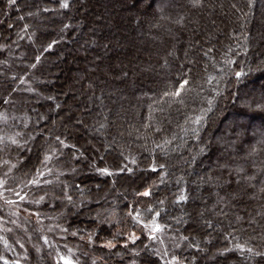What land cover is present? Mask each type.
Listing matches in <instances>:
<instances>
[{
    "label": "trees",
    "instance_id": "obj_1",
    "mask_svg": "<svg viewBox=\"0 0 264 264\" xmlns=\"http://www.w3.org/2000/svg\"><path fill=\"white\" fill-rule=\"evenodd\" d=\"M234 1L246 17L235 22L224 41L231 19L211 0H0V38L9 41L19 29L33 30L30 40L24 35L19 42L24 62L16 65L13 60L11 69L0 78V140L23 132L21 138L14 137L15 142L7 144V153L0 149V180L5 182L0 217L10 219L7 212L17 208L22 225L41 245L40 253L48 264H64L61 257L75 264H115L116 250L125 253L126 264H164L160 254L172 248L184 264H217L219 260L224 264H264V0ZM34 3L45 20L13 16ZM10 7L14 10L6 12ZM96 14L101 16L100 22ZM209 15L220 20L222 30L208 40L211 46L207 47L201 34L207 31ZM44 21L51 28L38 30ZM191 35L198 42L195 48L204 45L206 51L187 47ZM67 45L74 47L71 54L51 62ZM5 51L11 47L0 48V55ZM57 61L65 65L58 71L61 77L48 83L44 75ZM67 81L81 92L77 102L90 104L91 112L85 118L91 121L93 136L105 137L111 147L101 158L106 165L97 161L92 173L68 168L74 144L67 140L68 131L60 127L52 134L55 145L44 146V153L37 149L42 134L33 135L27 144L34 158L28 160L31 151L24 150V139L34 131L37 118L23 119L25 128L19 130L10 118L38 90L61 87ZM184 81L188 83L181 88ZM72 97L73 93H65L61 102L48 99L40 106L53 107L55 115ZM29 104L25 102L26 114ZM49 119V115L43 116L39 125L48 122L49 127ZM126 141L132 146L129 154L121 149ZM22 152L24 157L13 159L11 153L19 156ZM12 165L14 171L5 173ZM3 172L11 174L5 181ZM88 176L104 184L102 187L110 182L101 201L114 202L100 216L101 223L94 231L101 233L105 225L116 226L127 244L134 230L140 239L128 246L117 239L108 249L93 243L92 236L82 245L75 243L67 223L49 228L54 220L51 206L69 209L61 221L75 218L88 206H82L68 191H82ZM119 186L126 187L125 196L114 190ZM145 191L151 194L141 195ZM201 201L209 205L203 225L197 226L192 217ZM178 218L183 219L188 240L175 246ZM151 221L161 226L170 246L154 241L147 226ZM208 224L217 231L210 242L219 246L212 260L200 251L196 237ZM62 231L69 237L64 244L56 240ZM21 233L15 228L10 238L0 227V234H8L0 248H9L1 252L0 264H34L35 247L31 246L29 255L16 254ZM191 234L198 247L191 245ZM54 241L60 245L59 259L53 256ZM202 243L206 244L205 239Z\"/></svg>",
    "mask_w": 264,
    "mask_h": 264
},
{
    "label": "rangeland",
    "instance_id": "obj_2",
    "mask_svg": "<svg viewBox=\"0 0 264 264\" xmlns=\"http://www.w3.org/2000/svg\"><path fill=\"white\" fill-rule=\"evenodd\" d=\"M80 1H82V3H85L84 0H80ZM211 4L217 6L218 8L220 6H222L219 9H221L225 13V16L227 19H231V23H227L228 25L225 28L227 33H225L226 35H225L224 41H228L227 34H230V31L233 28H235L234 25H236L235 22H237V20H239L241 22L246 17L245 12L241 8H238L240 6L235 4L234 0H229V1L211 0ZM30 6L31 7H29V8L27 7V10H25V9L18 10L15 13V15H13V16L14 17H17V16L21 17V15L33 16V17H35V19H37V20L39 19L40 21L46 19L44 16L41 15L42 10L41 9L38 10V4L34 3L33 5H30ZM233 8L235 9L234 11H236V12L232 13L231 10ZM13 10H14V7H10L7 9L6 12H10ZM0 12H1V10H0ZM53 13H55V12H53ZM5 14L7 15V13H5ZM206 14L208 16V13H206ZM210 15L207 19V22H208L207 31L203 32L201 34V40H203V42H206L207 47L211 46V44L208 43V40L211 38H214L213 37L214 34L218 31L222 30V23L220 22V20L216 17L211 18ZM100 17L101 16L96 14L95 19L98 20L97 22H100ZM8 21H9L8 23L10 24V22L13 21V19H10ZM44 22H40V25H42V26L37 27L38 30L42 29V30L46 31L47 29L51 28L48 25L47 21H44ZM78 26H79V23H78ZM1 28H2V25H0V29ZM32 32H33V30L31 28L27 27V28L23 29V31L22 30L20 31V29H19L18 34L16 36H14L13 39H10L9 41L5 40L4 37L0 38L1 50H3V49L7 50V49H9V47H11V51H5L2 55H0V78L2 76H5L6 71L11 69V63H13V60H14L16 65L22 64L19 62L17 63V61L24 62V59L22 58L24 53L22 52L21 47H19V42H20V39H24V37H23L24 35H26V37H28V40H30L29 34H32ZM20 35H22V36H20ZM126 36H128V35H126ZM68 38H71V36L68 35ZM77 38H79V37H77ZM63 40L65 41V40H67V38H63ZM71 40L74 43L76 38H73ZM123 41H124V39L121 40V42H123ZM10 42H11L12 46L9 45ZM26 43L28 44L27 39H26ZM197 43L198 42L195 41V38L192 35L190 38L188 36V41L186 44L187 47H189L191 50L194 48L197 51H202V52L206 51L207 48L204 47V45L203 46L198 45V47L195 48ZM72 47L73 46H71V45H67V47L65 48V52H63V53L57 51V53L55 54V59H53V61L51 59V62L54 63V61L56 59H60V60L62 59L63 60L64 56L68 57L67 55H68V53L71 54V51H72L71 48ZM68 62L71 64H74L75 61L71 60L69 58ZM204 62L205 61H202L201 65H205ZM56 63H55V65L54 64L52 65L50 73L47 75L46 74L44 75L45 76L44 80H46V82H48V83H52L55 79L58 81L59 78L61 77L60 74L58 73V71H59V69L63 68L64 64L58 65L60 63L58 61ZM74 67L76 68V66H74ZM124 71H125V69H123L121 71V73ZM72 77H73V75L71 76V78ZM61 85H62L61 87L54 86V87H51L48 89H42V90H40V92L38 90L36 92V95L32 96L31 98H28V101H24L22 104H20V106L16 109V112H15L16 114L11 113L10 118L14 120L15 124H17L18 130L25 128L24 123H22L23 119L24 120L30 119V117H32V118L34 117L35 119L37 118L36 119L37 122H35L36 126H35L34 131L32 132L31 135H29L28 139H24L26 141V144L24 142L23 147L27 146L24 148V150H26L28 152L31 151V148L30 147L28 148L29 144H27V143H28V141H30L33 138L34 134H36V135L42 134L39 136L40 139H38L39 143L37 145V147H38L37 149L39 150V152H40V150L41 151L43 150V153H44V146H47L48 144L49 145L50 144L55 145V143H53V141H52V134H55L56 133L55 131L59 127L67 130L68 131V133L66 134L67 140L70 141L71 144H74L73 148L71 149L72 150L71 151L72 152L71 153V161L68 165V168L71 170H76V171L80 170V171L92 173L95 170L96 162L104 159L103 157H105V155L107 154L106 151H108L109 148H111L109 146L110 144H107L108 142H106L107 139H105V137L96 138L93 136V132H92L93 128H92L91 121H89V120L86 121V118H85V116L91 112V107H90V104L86 105L84 103L80 104L77 102L79 100V95H81V92L77 90V86L76 85H70V82H68V81L61 84ZM65 93H69V94L73 93V97L70 100L71 103H70V101H67V102L64 101L65 107L63 108V110L58 109V111L55 113V115H53V111H54L53 107L46 106V105L43 107L40 106L44 100H48V99L61 102V99L63 98V96H65ZM25 102L26 103L28 102V104L30 103L29 105L31 106V107H29L30 108L29 113L27 112L28 114H26V112H25V110L27 109L25 106ZM74 102H76L75 104H77V103L79 104L80 109H76L74 107V105H73ZM46 113H48V115L50 116V119H51V120L49 119L50 120L49 127H48V122H43L42 125L41 124L39 125V122L42 120L43 116L44 117L48 116ZM54 129H56V130H54ZM21 133H23V132L22 131L17 132V133H14V135L10 134V135H7L5 137L2 136V139L0 140V149L3 150V153L8 152V148H7L8 145L7 144H9V145L13 144L15 142L13 140L14 137H20ZM62 136H64V135H62ZM5 141H7V142H5ZM12 141H14V142H12ZM121 144H122L121 149L124 148L122 153H125V154L128 153L129 154L130 153L129 149L132 146L127 141L123 142ZM21 145H23V144H21ZM20 148H22V147H20ZM29 153L30 154H28L26 157H29L28 160H32L34 158V154H33L34 152L31 151ZM93 153H95V154H93ZM23 154H25V153L22 152L18 156L17 153H11L14 160L21 159V156L24 157ZM75 155H80L81 158L79 160H77L75 158ZM181 155L182 154H179V156H181ZM102 163H103V165H106V161L103 162V160H102ZM7 170L9 172H5V173H10V172L12 173V170L14 171V165H12ZM3 174H4V172H3ZM6 175L9 176L11 174H4V176H3L4 181L7 180ZM82 184L84 187L82 191L79 190L75 193L71 192L70 189H68V191H69L70 195L74 194L76 199H80L82 201V206L85 204L88 206L84 207L82 209V212H80V214H77V216L75 218H71L70 220H65V221H61L60 217L65 215L67 212L69 213V209L65 208L64 205H59V206L55 205L54 207L51 206V208H50L51 218H53L54 220L52 221V224H50L49 228H56V227H59V225H62L63 223H67L69 231L75 237V241H76L75 243L80 244V245H82V243L84 241H86L85 239L89 238V236L94 237L93 243H98L99 245L104 246L108 249L112 247V246L111 247L109 246V243L111 244V242H113L117 239H119L120 243L123 244L124 246H128L129 243H131V242L134 243L135 241H137L136 239L140 237V235L137 232L138 230H134L132 232L130 239L127 238L128 244L125 241V238L120 236L121 234L118 232V228L116 226L112 227L109 225H105L102 227L103 230L101 233L99 231H96V230L94 231V228L98 227V224L101 223L100 219L102 218L101 215L104 213V211H107V209H110L111 207H113L112 205H114V202L101 201V199L105 198L104 195H107V193L109 191L108 187H109L110 182H107L106 187H102V186H104V184H99V182L96 181L95 177L88 176L87 178L84 179ZM133 184L136 185V182H134ZM90 185H92V187L94 188L92 191L88 190V187ZM2 187H5V182H3V179H2V181L0 180V196L2 195V192L4 191V189ZM125 188L126 187H122V186L120 187L119 186V187H115L114 190L116 192H118L119 195L125 196L126 195L125 193L128 192L125 190ZM136 188L139 189V186L136 185ZM130 189H132V187L129 188V190ZM48 193H50V192H48ZM66 194H67V192H66ZM78 205H80V207H82L81 204H78ZM208 205L209 204L204 203L203 201L199 202L197 211H196L195 215L192 217L194 220V223H196L197 226L203 225V221L206 219V215H205L206 210L205 209H207L206 206H208ZM7 214L9 216V218L10 217L11 218L4 221L0 217V227L4 230V232H7L9 234V235L7 234L8 237L11 238V231H13L15 228H19L22 231V233H21L22 235L20 236L19 239H17L19 241V242H17L19 247H18V249L16 248V251H17L16 254L20 253V254H22V257L29 255V249L32 246V247H35V251H36V256L33 259V261H34L33 263L34 264H48L46 256L40 253L41 252V245H39V243L36 242L35 237L32 234H28L26 232L27 227H24L22 225V222L20 221L21 216L19 215L18 209L17 208L11 209L7 212ZM100 216H101V218H100ZM177 221H178L177 227H175L176 234L173 237V241L175 242V246H178V245L180 246V243L188 240V236H187V231L182 229L183 219L178 218ZM157 225L158 224H156L155 222H152V221L147 224L148 228L150 229V232L152 233L154 241L156 243L167 246L168 240L166 238H168V236H165L164 233H162L161 226H160V230H155ZM206 226L208 229L202 230V228H201V233L196 236L197 240L200 242V245L198 244L199 242H197V240H195L194 234H191V238H190L191 242H192L191 245L195 244L197 247L199 245V247H201L200 251L204 252L207 255V257L212 260V258L219 253V250H218L219 246L210 242L212 240V238L216 235L217 231H214V228H211L209 226V224ZM43 230L47 231V229H43ZM62 230H63V228H62ZM49 231H52V229H49ZM183 231H185L184 235L181 234V233H183ZM61 233H62V235H60L58 233L59 235H57L58 238H56V240L62 241V242H58V243L64 244L65 242H67V239L69 237L66 236V234H64V231H62ZM7 235L0 234V243H2L3 240L6 239ZM133 237H135V239H133ZM204 239H205L206 244L202 243V241ZM55 241L53 242L54 246H55L53 249L56 250V254L54 253L53 256L56 259H59V255L57 256V253L59 252L58 246H60V245H58L57 242H55ZM89 243H91V242H89ZM7 244H11V242H7ZM168 246H170V244H168ZM190 247H192V246H190ZM131 248H136V247L130 246V249ZM8 249H6L5 247L0 248V256H3V254H1V252H6V251H8ZM173 249L175 250V248H172L171 251L166 252V254L165 253H163V254L159 253L160 256L163 258V260H165V261H163L164 264L165 263L166 264H178V263L184 264V262H182V258L179 257V259H178L177 257H175V252ZM74 250H76V249H74ZM132 253H133V257L137 258L136 253H134V252H132ZM59 254H60V252H59ZM114 256H116V258H114ZM114 256H113L112 262H115V264H124L126 262V261H124V260H126V257H125V253L123 251L116 250L114 252ZM144 256L147 257V255H144ZM13 259H14V257L12 256V260ZM224 262L225 261L221 262L219 260L217 264H224ZM211 264H213V263H211Z\"/></svg>",
    "mask_w": 264,
    "mask_h": 264
},
{
    "label": "snow or ice",
    "instance_id": "obj_3",
    "mask_svg": "<svg viewBox=\"0 0 264 264\" xmlns=\"http://www.w3.org/2000/svg\"><path fill=\"white\" fill-rule=\"evenodd\" d=\"M10 3H14V0H10ZM64 6L66 7L67 5H64ZM49 47H51V45H50ZM236 75H237V76H240L241 73H236ZM187 83H188L187 81H184V82L181 84V88H183L184 85H186ZM179 94H180L179 91H177V92L175 93V95H177V96H178ZM166 95H168V93H166ZM57 140H59V137H57ZM13 142H14V141H13ZM61 143H62V142H61ZM46 159H47V157H46ZM161 167H163V166H161ZM99 171H100L101 173H104V174H111V173H108V170H107V169H100ZM153 171H156V169L154 168ZM150 194H151L150 191H145V192H143L141 195H143V196H149ZM69 199H70V197H69ZM181 199H184V197H181ZM157 215H159V214L157 213ZM155 230H160L159 225L156 226V229H155ZM133 239H135V237H133ZM109 246L111 247L112 245L109 243ZM61 259L63 260L64 264H75V262H74L73 260L69 259V258L61 257Z\"/></svg>",
    "mask_w": 264,
    "mask_h": 264
}]
</instances>
